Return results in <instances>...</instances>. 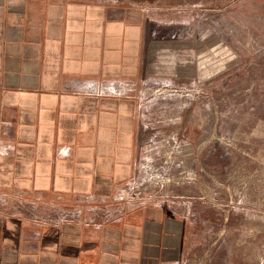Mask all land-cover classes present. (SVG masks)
Masks as SVG:
<instances>
[{
	"label": "crops",
	"instance_id": "0c3cea01",
	"mask_svg": "<svg viewBox=\"0 0 264 264\" xmlns=\"http://www.w3.org/2000/svg\"><path fill=\"white\" fill-rule=\"evenodd\" d=\"M132 14L0 0V264L183 259L189 220L125 193L149 136L139 97L104 86L139 83L147 23Z\"/></svg>",
	"mask_w": 264,
	"mask_h": 264
},
{
	"label": "rangeland",
	"instance_id": "374dc122",
	"mask_svg": "<svg viewBox=\"0 0 264 264\" xmlns=\"http://www.w3.org/2000/svg\"><path fill=\"white\" fill-rule=\"evenodd\" d=\"M85 1L147 23L139 83L107 92L139 97L149 136L125 193L189 220L171 264H264V0Z\"/></svg>",
	"mask_w": 264,
	"mask_h": 264
},
{
	"label": "bare ground",
	"instance_id": "6f19581e",
	"mask_svg": "<svg viewBox=\"0 0 264 264\" xmlns=\"http://www.w3.org/2000/svg\"><path fill=\"white\" fill-rule=\"evenodd\" d=\"M94 83H95V82H94ZM94 83L91 82V83H87V84H89V87H90V88H93V89L95 88V89H97V86H96V84H94ZM109 88H111L109 85H105V86H104V89H105V90H107V89H109ZM114 90H115V89H114ZM116 92H117V91H116Z\"/></svg>",
	"mask_w": 264,
	"mask_h": 264
},
{
	"label": "water",
	"instance_id": "95a60500",
	"mask_svg": "<svg viewBox=\"0 0 264 264\" xmlns=\"http://www.w3.org/2000/svg\"><path fill=\"white\" fill-rule=\"evenodd\" d=\"M141 139H142V132L140 131L138 134V143L141 144Z\"/></svg>",
	"mask_w": 264,
	"mask_h": 264
}]
</instances>
